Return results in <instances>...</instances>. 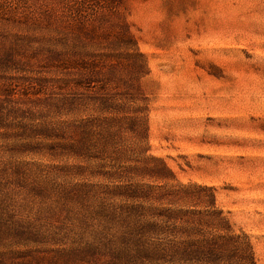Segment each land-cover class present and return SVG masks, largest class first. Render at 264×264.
Segmentation results:
<instances>
[{"label":"rangeland","instance_id":"374dc122","mask_svg":"<svg viewBox=\"0 0 264 264\" xmlns=\"http://www.w3.org/2000/svg\"><path fill=\"white\" fill-rule=\"evenodd\" d=\"M251 262L264 0H0V264Z\"/></svg>","mask_w":264,"mask_h":264},{"label":"trees","instance_id":"16d2710c","mask_svg":"<svg viewBox=\"0 0 264 264\" xmlns=\"http://www.w3.org/2000/svg\"><path fill=\"white\" fill-rule=\"evenodd\" d=\"M248 246V245H247ZM252 264H254L253 262H251Z\"/></svg>","mask_w":264,"mask_h":264}]
</instances>
